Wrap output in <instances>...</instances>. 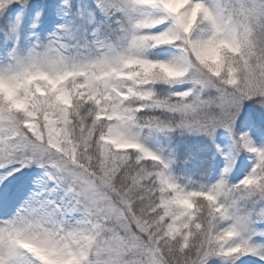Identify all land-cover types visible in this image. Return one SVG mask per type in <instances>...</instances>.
<instances>
[{
	"label": "snow or ice",
	"instance_id": "obj_1",
	"mask_svg": "<svg viewBox=\"0 0 264 264\" xmlns=\"http://www.w3.org/2000/svg\"><path fill=\"white\" fill-rule=\"evenodd\" d=\"M0 264H264V0H0Z\"/></svg>",
	"mask_w": 264,
	"mask_h": 264
}]
</instances>
